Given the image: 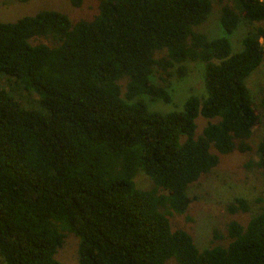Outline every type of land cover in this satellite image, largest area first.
<instances>
[{
  "label": "trees",
  "instance_id": "trees-1",
  "mask_svg": "<svg viewBox=\"0 0 264 264\" xmlns=\"http://www.w3.org/2000/svg\"><path fill=\"white\" fill-rule=\"evenodd\" d=\"M210 9L209 0H97L90 19L42 9L0 21L4 264H62L54 255L66 233L77 264H264V208L244 224L229 220L225 246L202 249L167 218L186 211L188 186L218 154L249 152L251 127L264 128L243 82L264 59V1L221 3L225 35L254 25L234 53L225 35L196 30ZM186 61L202 65V92L166 112L148 108L170 102L159 82L182 76ZM197 116L206 122L195 135ZM254 153L245 166L264 180V133ZM138 169L148 189L135 187ZM225 209L248 204L236 196Z\"/></svg>",
  "mask_w": 264,
  "mask_h": 264
},
{
  "label": "rangeland",
  "instance_id": "rangeland-1",
  "mask_svg": "<svg viewBox=\"0 0 264 264\" xmlns=\"http://www.w3.org/2000/svg\"><path fill=\"white\" fill-rule=\"evenodd\" d=\"M209 1L211 4L210 12L196 30L204 32L208 37L225 35L220 25L217 24V17L221 3L230 2V0ZM42 9L60 11L68 16L70 22H73L80 18L90 19L97 12V0H79L78 5L72 4L70 0H0V21L12 22L20 16L33 15ZM253 26V24L242 22L232 33L225 35L229 41L231 53L241 49L240 38ZM39 41H43V39H39ZM183 65L185 72L180 77L172 72L164 81L159 82L155 76L156 82L164 85L168 90L170 102L147 100L148 108L166 112L170 109L179 108L186 94L192 92L197 95L202 92L203 70L200 62L186 61ZM170 70L173 71V68ZM243 82L254 107L263 113L264 109L260 107L258 102L264 94V59L262 64L243 79ZM0 86L6 88L3 80H0ZM120 89L123 92L122 80L120 81ZM20 95L25 94L23 92ZM16 98L19 99V97ZM30 98L34 99L36 96L31 95ZM23 103L24 101L21 104ZM205 122L206 119L201 116L195 118V135L200 133ZM263 133L264 128L261 122L252 126L251 135L248 138L251 150L245 153L232 151L226 154H218L217 165L188 186L187 194L190 197L193 196L194 199L189 203L186 211L182 214L167 212L170 227L187 231L197 248L202 249L213 245L225 246L227 243L225 226L229 220L234 219L244 224L250 216L264 208V180L260 170L255 165L245 166L249 160L256 161L254 148ZM133 182L135 187L140 189H148L151 185L150 179L139 169L133 176ZM236 196L243 197L247 201L248 210L230 214L226 211L225 206ZM212 230L216 231V234L219 235L218 238H212ZM76 242L77 239L73 235L66 233L62 245L55 252L54 258L62 264H77ZM0 264H4L1 256ZM165 264H175V262L170 258Z\"/></svg>",
  "mask_w": 264,
  "mask_h": 264
}]
</instances>
